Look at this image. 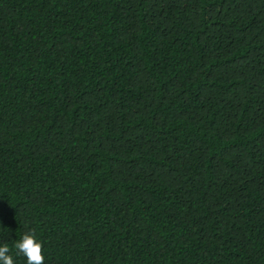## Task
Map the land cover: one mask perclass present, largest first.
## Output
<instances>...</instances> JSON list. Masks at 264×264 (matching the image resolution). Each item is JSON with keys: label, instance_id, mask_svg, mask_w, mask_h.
<instances>
[{"label": "trees", "instance_id": "trees-1", "mask_svg": "<svg viewBox=\"0 0 264 264\" xmlns=\"http://www.w3.org/2000/svg\"><path fill=\"white\" fill-rule=\"evenodd\" d=\"M44 264H264V0H0V245Z\"/></svg>", "mask_w": 264, "mask_h": 264}, {"label": "clouds", "instance_id": "clouds-1", "mask_svg": "<svg viewBox=\"0 0 264 264\" xmlns=\"http://www.w3.org/2000/svg\"><path fill=\"white\" fill-rule=\"evenodd\" d=\"M18 254L26 257L27 264H44L45 254L43 245L37 240L35 230L27 232L22 239L15 244ZM0 264H15L14 258L10 255L9 247L0 245Z\"/></svg>", "mask_w": 264, "mask_h": 264}]
</instances>
